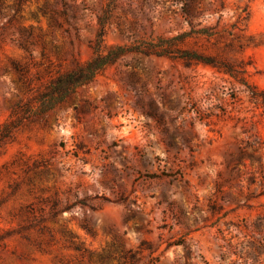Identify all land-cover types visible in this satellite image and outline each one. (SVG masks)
Listing matches in <instances>:
<instances>
[{
    "label": "rangeland",
    "instance_id": "obj_1",
    "mask_svg": "<svg viewBox=\"0 0 264 264\" xmlns=\"http://www.w3.org/2000/svg\"><path fill=\"white\" fill-rule=\"evenodd\" d=\"M109 2L0 0V128ZM182 34L237 76L129 52L0 139V264H264V0H115L104 44Z\"/></svg>",
    "mask_w": 264,
    "mask_h": 264
},
{
    "label": "trees",
    "instance_id": "obj_2",
    "mask_svg": "<svg viewBox=\"0 0 264 264\" xmlns=\"http://www.w3.org/2000/svg\"><path fill=\"white\" fill-rule=\"evenodd\" d=\"M115 8V0H110L107 8L98 17L99 29L93 48V56L85 63L78 64L72 70L58 75L43 90L35 94L26 102L17 103L11 117L0 128V139L9 137L24 121L41 117L54 110L57 106L69 101L73 95L83 86L93 82L99 74L115 63L126 53L139 52L146 55L174 56L185 59L188 62L205 64L217 68L219 71L229 73L236 77L232 65L218 61L216 58L199 54L195 51L180 50L175 47L173 41L184 37V34L172 38H160L158 41H141L135 45H114L107 47L104 44L106 26L112 10ZM208 27H204L201 33L210 35ZM187 33L185 32V37ZM15 68L21 71L20 67ZM245 83L244 79H242ZM252 97H257V92L251 89ZM198 109L195 108L194 111ZM182 244V243H177Z\"/></svg>",
    "mask_w": 264,
    "mask_h": 264
}]
</instances>
